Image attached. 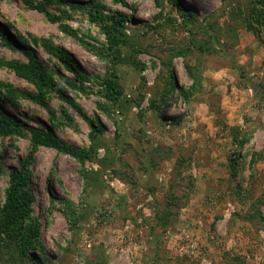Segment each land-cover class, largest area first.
Returning <instances> with one entry per match:
<instances>
[{
	"label": "rangeland",
	"instance_id": "obj_1",
	"mask_svg": "<svg viewBox=\"0 0 264 264\" xmlns=\"http://www.w3.org/2000/svg\"><path fill=\"white\" fill-rule=\"evenodd\" d=\"M63 1L100 2L133 19L115 65L121 97L109 108L98 91L109 60L36 8L43 4L60 15L86 42L105 44L86 9ZM176 2L193 16L181 14L171 0H0L1 59L27 61L4 43L22 37L54 78L58 72L73 74L44 44L63 46L87 77L86 93L59 83L75 105L55 91L45 92L42 104L9 94L2 84L36 88L0 65V115L21 122L20 134L0 133V206L9 171L30 149L28 126L49 129L66 144L90 147L92 154L81 165L54 148L36 149L28 188L38 224V261L1 244L0 264H264V158L260 182L250 178L248 189L230 193L225 182L216 181L226 180L225 157L234 152L226 140L230 132L221 128L231 112L221 105L227 104L226 92L234 103L244 101L237 114L254 111L250 116L259 121L253 126L261 127L241 151L264 148V101L258 100L264 36L247 25L255 22L249 0ZM201 101L210 107L201 108ZM92 127L100 132L91 143ZM213 148L210 162L205 153ZM239 162L242 171L245 162ZM194 184L197 198L190 201Z\"/></svg>",
	"mask_w": 264,
	"mask_h": 264
},
{
	"label": "trees",
	"instance_id": "obj_2",
	"mask_svg": "<svg viewBox=\"0 0 264 264\" xmlns=\"http://www.w3.org/2000/svg\"><path fill=\"white\" fill-rule=\"evenodd\" d=\"M181 14H185L187 17L193 16L191 12L183 13V9L178 5L176 0H171ZM60 2V1H59ZM62 2V1H61ZM64 2V1H63ZM252 5V13L255 16L252 22H248V27L257 36H264V0H249ZM68 4L71 9L84 8L86 9L89 20L98 25L100 32L104 35L105 44L102 46H96L86 42L80 37L76 30H74L69 24L63 22L60 15L48 12L43 4H39L36 8L43 12L48 20L58 21L60 29L65 33L73 36L79 40L83 46L93 50L97 55L107 58L111 65L106 66V72L99 81L98 91L102 97L110 104H116L121 97V88L116 79L115 65L120 59V48L128 43V35L125 31L126 24L133 22L129 16L118 11H111L104 4L96 1L82 2H64ZM105 11H107L105 13ZM0 30V35H1ZM5 39V38H4ZM20 41H9L11 39H5V45L13 50L20 51L27 59L26 62L19 61H7L0 58V65L6 66L15 71L20 77H23L27 81L31 82L36 88V92H31L19 88H11L8 85L2 86L9 94H15L22 98H28L39 103L45 104L44 93L49 91H55L58 93L62 100L71 105H75L74 101L61 93L59 83L64 84L70 88H75L83 93H86L82 82L86 80V76L75 67L72 55L63 46H54L44 44V48L48 53L55 56L65 67L69 70L73 76H69L65 73L58 72L57 78H54L47 67L36 58L30 47L24 44L22 37ZM261 98L264 101V88H261ZM139 105V102H137ZM174 124H178V119L173 121ZM91 124V121H90ZM226 125V124H225ZM21 122L10 115H0V133L2 134H20ZM30 137V149L23 158L18 161V166L12 168L9 171L8 185L5 190V199L0 206V245H13L15 249L21 254V257L28 259L29 261L37 262L38 258L35 255L36 248H40V244L37 240L38 224L34 221L31 212L32 195L28 188V167L34 160V152L39 146H45L54 148L59 152L67 154L81 165L84 161L92 158V154L89 149L77 148L73 145H69L61 141L52 131L49 129H43L36 126H28ZM235 127V128H232ZM227 126L223 125V129ZM92 134L90 135L91 143L94 142V138L98 136L100 132L99 127H92ZM228 131L231 135V142L234 146L232 149V156L229 155L228 165L232 169V174L235 175L240 170L239 152L242 144L245 142L243 129L237 126H230ZM239 167V169H238ZM259 200V199H258ZM256 201V203L258 202ZM72 205L69 202V206ZM249 218V217H248ZM251 218V217H250ZM252 219V218H251ZM30 251V255L27 251Z\"/></svg>",
	"mask_w": 264,
	"mask_h": 264
},
{
	"label": "crops",
	"instance_id": "obj_3",
	"mask_svg": "<svg viewBox=\"0 0 264 264\" xmlns=\"http://www.w3.org/2000/svg\"><path fill=\"white\" fill-rule=\"evenodd\" d=\"M247 90L251 91V89H249V88ZM225 96H226L225 98H227V101H226L227 104H225V102L222 100L223 102L221 101V105H222V107H224L226 109H229V111H231L233 113V114L231 112H227L226 113V118L227 119L224 118V121L227 124V128H225V129L227 131L230 126H237L240 129H243V131L245 132L243 134L245 142L242 144V146L240 148L241 150H243L244 147L249 143L250 139L252 138V135H250V134H253V133L255 134L256 131H259V129L261 128V127L253 126V124L256 123V120L258 118L254 117L253 115L250 116V114L253 113L254 111L250 112L248 110V108H247L248 112H240V114L238 115L237 113H238V111H240L239 109H243V107H244L243 106L244 101L241 100L242 98L240 97L239 101H236L234 103V101H233V99L231 97V94L229 92H226ZM225 98H224V100H225ZM258 100L261 101L262 98H259ZM262 103H263V100H262ZM199 104H200L201 108L203 106H205L206 108L210 107L209 103H206V102H202L201 101V103H199ZM244 113H246V115ZM231 119H232V121H231ZM257 121H259V120H257ZM215 123L216 124H220V121L219 120L215 121ZM262 123H264V119H262ZM221 128H223V126ZM252 129H253V131H252ZM226 138H227L226 139L227 141L229 140L228 141V143H229L228 148L231 147V149H234V146H233V144L231 142V135H227ZM223 139H225V138H223ZM257 147L258 148L256 150H253L251 152L249 151V153L243 152V151L240 150L241 152H239L238 160L241 161V163L245 162V160H248V161L245 162V164L243 163L244 164V169L242 171L239 170L235 175L232 174V169L228 165V158L225 157V162H226L225 171H223L222 174L226 175V180H216V181H218V186H219L220 183L225 182L224 186L221 185V184H220V186H223L226 189V191H230L231 189L233 191L245 190V189H248L247 186H248V183H249V179L251 178L250 181H252V179L255 178V176H257V182L259 183L260 182V176L262 175V171L264 170V168L262 167V169H263L262 170L261 167H259L258 165H259L260 161L263 160V158H264V148H263V145L257 146ZM214 153H217L214 150V148L210 152L208 151L207 153H205L206 157H208L207 159L210 162H211V159L214 158V155H215ZM245 169L249 170V171H247L248 174L244 173ZM205 170H207V168ZM241 174H243V176H241ZM196 178H198V176H196ZM232 180H236L237 182L233 183ZM212 181L216 184L215 179L214 180L212 179ZM216 186H217V184H216ZM196 189H197V185L194 184V186H193V190L194 191H192L190 193V196H189L190 197V201L192 200L191 199L192 195H193V198H197L196 193H195ZM232 190L230 191V193L233 192ZM197 203H198V200H194L195 206H196ZM226 204H229L230 206H233V204L230 203V202H227ZM229 214H230V211L225 213V216H229Z\"/></svg>",
	"mask_w": 264,
	"mask_h": 264
}]
</instances>
